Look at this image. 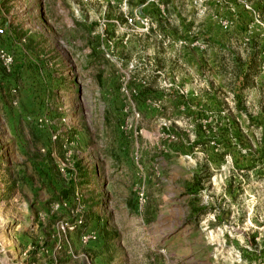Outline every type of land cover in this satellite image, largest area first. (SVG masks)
Masks as SVG:
<instances>
[{"label": "rangeland", "instance_id": "374dc122", "mask_svg": "<svg viewBox=\"0 0 264 264\" xmlns=\"http://www.w3.org/2000/svg\"><path fill=\"white\" fill-rule=\"evenodd\" d=\"M0 29V264H264V0H0Z\"/></svg>", "mask_w": 264, "mask_h": 264}, {"label": "built area", "instance_id": "2783aa9c", "mask_svg": "<svg viewBox=\"0 0 264 264\" xmlns=\"http://www.w3.org/2000/svg\"><path fill=\"white\" fill-rule=\"evenodd\" d=\"M126 22H127L128 25H132L135 21L132 18H127L126 17ZM3 32L4 31L2 29H0V36H2V34H4Z\"/></svg>", "mask_w": 264, "mask_h": 264}, {"label": "trees", "instance_id": "16d2710c", "mask_svg": "<svg viewBox=\"0 0 264 264\" xmlns=\"http://www.w3.org/2000/svg\"><path fill=\"white\" fill-rule=\"evenodd\" d=\"M249 69H252V67H249ZM246 76V75H245Z\"/></svg>", "mask_w": 264, "mask_h": 264}]
</instances>
